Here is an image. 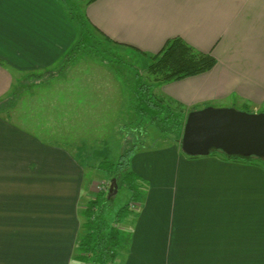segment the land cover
Wrapping results in <instances>:
<instances>
[{"label": "crops", "instance_id": "crops-1", "mask_svg": "<svg viewBox=\"0 0 264 264\" xmlns=\"http://www.w3.org/2000/svg\"><path fill=\"white\" fill-rule=\"evenodd\" d=\"M89 1L83 10L91 25L116 42L154 55L180 37L216 59L209 72L156 82L157 95L188 114L230 99L261 112L264 0ZM77 39L66 9L60 15L50 0H0V102L26 86L17 104L0 113V264H78L83 211L104 190L94 191L90 171L108 154L60 138L70 129H119L122 119L110 122L124 117L126 91L104 65L95 77H76V65L57 73ZM142 145L134 169L153 184L137 225L130 222L132 246L122 230L128 242L113 264H264L261 164L214 153L186 157L180 143Z\"/></svg>", "mask_w": 264, "mask_h": 264}, {"label": "trees", "instance_id": "trees-1", "mask_svg": "<svg viewBox=\"0 0 264 264\" xmlns=\"http://www.w3.org/2000/svg\"><path fill=\"white\" fill-rule=\"evenodd\" d=\"M93 1L94 0H90L89 2ZM68 14L72 20H76L78 25L81 26V30L70 52L65 55L62 63H59L57 67L58 74L64 73V71L74 66L77 60L75 58L81 52L85 53L88 57L91 56L97 59L101 64L109 67L114 73L118 74V71L116 72L112 69V66H114L113 58H115L118 47H128L138 53L140 52L139 54L148 56L150 62L147 67V72L153 76L154 83H171L197 76L211 71L217 64L216 59L212 55L200 53L180 37L169 39L157 54L146 55L136 47L119 43L109 38L96 27L92 26L84 13L74 12L70 9ZM88 26L91 27V31ZM47 74L48 73L33 76H37L35 78L41 79ZM51 74L53 73L51 72ZM137 76L138 79L135 89L128 94L129 108L137 110L138 113L141 114V120H145V116L148 115L149 123L158 127V130L162 134V138L171 140L174 144H181L184 126L188 117L187 109L184 105L173 99L157 95L154 92L153 83L146 82L140 73H137ZM19 87H17L11 97V102L15 99L13 104L6 103L9 99H7V101H1L0 113L8 111L16 104V99L22 90L25 89H19ZM165 109L167 111H165ZM192 110L197 109L194 108ZM163 123H167V126L170 125L171 127L162 129ZM165 135H168V137H165ZM138 141H140L138 138L129 141L127 139L126 142L128 146L130 143H132L133 146H126L124 157L126 154L128 155L141 147L143 143L137 144ZM213 152H220L224 159L230 161L250 164L252 160L256 159L260 162H264V158H242L239 156H228L221 151ZM101 167H103V164L99 166L98 169ZM112 176L115 177L114 179H116L120 188L121 174L116 172L112 173ZM108 189L109 187H107L106 190H100L97 196L86 205L83 211L82 216L86 219L84 225H82L84 233L79 238L76 250L75 258L78 264L114 263L121 250L128 242V234L120 228L121 219L127 218V213L130 211L139 210L141 205L137 203L139 200L136 201V199H133L131 203L119 210L116 220L111 222L110 202L114 196L111 198L108 197ZM132 205H136L137 207H132Z\"/></svg>", "mask_w": 264, "mask_h": 264}, {"label": "rangeland", "instance_id": "rangeland-1", "mask_svg": "<svg viewBox=\"0 0 264 264\" xmlns=\"http://www.w3.org/2000/svg\"><path fill=\"white\" fill-rule=\"evenodd\" d=\"M88 0H50V6L54 9V11H59L60 15L66 9V11H70L72 9L74 12L84 13L83 7L85 6ZM65 8V9H64ZM73 23L76 25V29L78 30V36L81 30V26L78 25L76 20H72ZM89 30L91 31V27ZM71 49V48H70ZM68 49L67 53L70 52ZM66 53V54H67ZM65 54V55H66ZM65 55L62 57L59 63H62ZM77 59L74 64L76 65V69L74 70L75 76L80 77V75H87V77H95V71L98 68L99 64L103 65L97 59L93 57H88L85 53L81 52L76 56ZM113 67L112 69L115 70L118 74L114 73L109 67L108 69L117 77L118 81L124 85V89L126 91V103L128 109L125 111L123 118H115L111 119L110 125L116 123L118 120L122 119V123L120 124L119 129H70L67 134L62 135L60 140L63 144L68 145L69 147L72 145H76L83 147L90 153L99 150L101 153L108 154V157H102L100 159L103 162V167L96 168L94 171H90V175H93V179L96 181V185H94V191L105 189V182L106 179L111 182L115 177L112 176V173L118 172L121 174L120 178V188L118 193L113 197L112 201L110 202V218L111 222L116 220L117 214L121 208H124L127 204L131 203L133 199L136 201L140 200L137 203H140L141 208L136 211H130L127 213V218L129 220L128 224H126L127 218L121 219L120 228L121 230H127L130 232V222H135V226L138 223L143 203L145 202V197L148 195L149 190L151 189V185L153 184L151 179H146L142 173L138 172L134 169V157L139 151H133L124 157V152L127 144V139H137V144H141V142H147L148 145L153 148L159 147H166V148H173L175 145L171 140L162 138V134L158 130L157 126L151 125L149 123V116H145V120H141V114L138 113L137 110L129 108V101H128V94L135 89L136 81L138 79L137 73L142 74V77L146 82L153 83V89L155 88L154 78L147 72V67L149 65V57L139 54L135 50L126 47H118L117 53L115 54V58H113ZM90 63L85 68V63ZM105 66V65H104ZM107 67V66H106ZM69 70V69H68ZM73 70V69H72ZM69 71L67 74L68 77L73 75V72ZM65 72V71H64ZM64 74V73H63ZM80 79V78H79ZM29 81V79H28ZM20 82V81H19ZM127 84V85H126ZM21 86V84L17 87ZM16 87V89H17ZM25 84H22L19 89L25 88ZM22 92L16 99L17 102L20 100ZM15 99L11 102L8 100L6 103L13 104ZM16 102V104H17ZM230 100L225 101H218L211 103L215 107H224V108H236L240 111H246L251 113L250 108L243 109L239 106H234ZM1 103V102H0ZM202 106V105H201ZM230 106V107H225ZM261 112H264V105L263 107H258ZM165 111H167L165 109ZM259 112V113H261ZM171 127L170 125L167 126V123H163L162 129H167ZM134 129V130H133ZM133 130V131H132ZM120 132L122 135H120ZM76 137V138H75ZM168 137V135H165ZM96 138H103L102 140L106 141L108 145H101L99 146L97 143ZM75 141L77 142L75 144ZM108 142V143H107ZM144 142V143H145ZM143 143V144H144ZM96 144V145H94ZM94 145V146H91ZM133 146L132 143L128 147ZM143 146V145H142ZM127 147V148H128ZM172 151V150H171ZM183 155L186 157H190L186 155L182 151ZM215 154H220V152H213ZM212 154V153H211ZM250 163V162H249ZM251 163H258L261 164V167L264 168V162H260L259 160H252ZM122 165V166H121ZM127 165V166H126ZM89 167L87 171H89ZM94 181V182H95ZM154 186V185H153ZM128 234V233H127ZM131 243L128 247L132 246L133 234L130 232Z\"/></svg>", "mask_w": 264, "mask_h": 264}, {"label": "water", "instance_id": "water-1", "mask_svg": "<svg viewBox=\"0 0 264 264\" xmlns=\"http://www.w3.org/2000/svg\"><path fill=\"white\" fill-rule=\"evenodd\" d=\"M182 151L191 157L221 151L228 156L264 158V112L249 113L236 108L206 107L188 114ZM119 191L116 179L108 197Z\"/></svg>", "mask_w": 264, "mask_h": 264}, {"label": "built area", "instance_id": "built-area-1", "mask_svg": "<svg viewBox=\"0 0 264 264\" xmlns=\"http://www.w3.org/2000/svg\"><path fill=\"white\" fill-rule=\"evenodd\" d=\"M106 186H105V189L104 190H106L107 189V187H109L110 186V183H106L105 184ZM136 205H132V207H135ZM137 207V206H136ZM110 264H113V263H110Z\"/></svg>", "mask_w": 264, "mask_h": 264}]
</instances>
